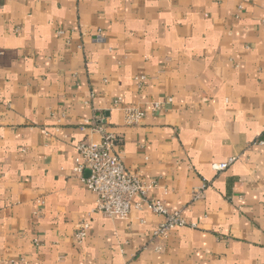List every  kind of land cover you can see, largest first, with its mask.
<instances>
[{
	"label": "crops",
	"instance_id": "0c3cea01",
	"mask_svg": "<svg viewBox=\"0 0 264 264\" xmlns=\"http://www.w3.org/2000/svg\"><path fill=\"white\" fill-rule=\"evenodd\" d=\"M99 127L186 226L94 212ZM0 264H264V0H0Z\"/></svg>",
	"mask_w": 264,
	"mask_h": 264
},
{
	"label": "built area",
	"instance_id": "2783aa9c",
	"mask_svg": "<svg viewBox=\"0 0 264 264\" xmlns=\"http://www.w3.org/2000/svg\"><path fill=\"white\" fill-rule=\"evenodd\" d=\"M140 82L144 78L139 79ZM171 103V99H167ZM160 104H155V109ZM143 113L136 110L126 111L127 125H136L143 118ZM102 134L99 143L79 142L75 146L76 157L73 173L87 177L81 179L85 188L96 197L94 212L104 217L127 221L133 211H146L160 216L164 222L152 232V239L165 238L177 227H184L186 223L180 211H170L165 203L158 199H150L149 192L155 188V183H145L137 173L128 172L119 155L113 149L116 137L104 134V129H97ZM234 159L216 166L217 172L224 171ZM89 222L81 221L74 234L77 243H82L87 237Z\"/></svg>",
	"mask_w": 264,
	"mask_h": 264
}]
</instances>
